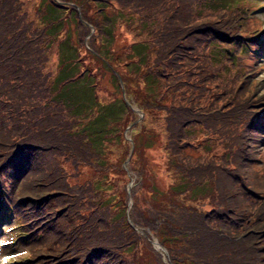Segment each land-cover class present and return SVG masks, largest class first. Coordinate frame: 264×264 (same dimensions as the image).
<instances>
[{
    "label": "rangeland",
    "instance_id": "1",
    "mask_svg": "<svg viewBox=\"0 0 264 264\" xmlns=\"http://www.w3.org/2000/svg\"><path fill=\"white\" fill-rule=\"evenodd\" d=\"M51 0H44V4H47ZM60 3H69L67 5V8L64 9V14L62 17H67L70 10L73 12L75 11V8L71 6V3L74 4L76 7L81 9L82 17L87 22L93 24L96 27V22L99 19L97 17L98 10L96 8V4L98 0H57ZM196 0H182V4L179 0H139L140 5L138 8L132 9L130 12L123 11L122 16L117 15V10H119V6L115 3L113 5H116V22L113 23L114 28V35L112 37V42L108 46V49L112 50L113 53H116L118 57L120 58V63L112 62L113 66H115L116 70L117 68L123 67L122 64L128 63L131 61V59H126L125 61V55L130 53V44L136 42L137 40L145 41L147 35L151 32L152 29H156L160 26V19H163L168 17L169 13L172 12V25L179 26L182 30V16L184 11L183 7L188 6L191 7L193 3H195ZM200 1H198V4ZM39 0H0V8H4L5 12V25L8 28V30L13 34L14 39L10 40V49H9V55L13 59H18V56L21 54V52L25 51L24 47L19 48L22 42L26 44L28 50L32 49L35 45H38L43 39L44 36H40L39 32H37L38 27V20L42 17L43 12L42 10L38 9ZM183 6V7H182ZM107 14L114 13V10L111 7L106 8ZM204 16L202 18H199L194 25H200L205 24L208 21L213 20V14L211 11H206L203 14ZM180 16V20L177 19V17ZM97 18V19H96ZM153 18L154 21L158 20L157 23L154 24H142V20L144 19H151ZM259 20L264 22V14L260 13L258 15ZM72 23L67 28L69 31H72V28L75 29V22H74V16L71 18ZM166 25V24H165ZM63 27V26H62ZM168 33L165 35V37L160 40L157 45L156 49L157 52L155 53V47L151 51L138 49L139 51H143V54H147L146 61L142 64V67L140 70L136 69L134 70V75H132V70L128 71V79H129V86L136 88L138 84L143 86L142 79L144 73L150 71L151 69H145L146 64L150 58L154 59L155 56H159V58H155L158 65L160 67H163L164 72L166 74L174 73L173 69L176 66L178 62H180V59L183 58L185 50L189 49L190 47H198L201 51L199 57H193V60L191 63L188 61L184 62V64H181L178 67L177 71H183L188 70L189 74L192 76L191 81L195 82L194 89H188L187 91L184 90V88L176 89V91H173L174 87H178V84L172 81L171 77H167L164 79V85L166 86V92L164 99L166 101H169L170 103L176 102L177 100H182L184 106L188 105L191 110L199 109L204 104L205 106L208 104V99H211V105L215 109H221L223 108V103L225 100H229V96L227 95V91L224 90V82H222V79L218 77L215 74L214 69L211 67V64L207 61V50L203 47V43L206 39H208V34L204 31L194 30L190 31L191 35L190 37L186 36V33H178L177 31H172V26L167 24ZM197 28H201L197 27ZM196 28V29H197ZM62 29V30H61ZM60 34H59V40H62L64 36L66 35V32L63 28H61ZM58 31V32H59ZM79 33L74 34V38L76 39L79 36H82L84 34L83 28L81 27ZM57 32V35H58ZM46 35V34H45ZM34 36H37L36 38ZM87 39V38H86ZM50 38L47 36L46 39H44L45 44L48 43ZM56 41V40H55ZM137 41V42H138ZM53 45V44H52ZM51 45V46H52ZM88 59L90 61L89 67L92 69H95L96 72V78H98V84L99 88L104 94H107V92L104 91L105 85L104 80L107 77V70H105L103 64H101L100 60H96L94 58H91L88 56ZM136 60V59H134ZM124 62V63H123ZM151 62V61H150ZM81 70V67L79 68ZM109 71H111V68L107 67ZM126 70V69H125ZM124 70V71H125ZM35 72V71H33ZM126 75H123V78ZM261 77H264V73L261 74ZM110 79L112 82H115L112 77L110 76ZM102 80V81H101ZM136 80V81H135ZM117 84V81H116ZM96 86V81L93 77H81L78 80H72L70 78V81H68L64 88H63V95L67 100V105L65 106V109H75L78 106H82L83 108L91 107L95 108L96 105L94 103V91L93 89ZM228 85H226V88ZM161 86L158 84L156 88V95L158 96L159 90ZM141 91L145 92V88L142 87ZM180 91H184L181 93ZM244 89H241L238 93L240 97H243L245 95ZM83 94L84 97L80 99H74L73 96L75 94ZM174 93H177V95H174ZM111 97H120L119 89L116 88V93H112ZM105 99V98H103ZM141 107L144 106V102L138 97ZM189 102V103H188ZM1 107V106H0ZM9 108L3 107L0 110V119L3 121H6L7 125L14 129V132L16 133V137L18 138V141L16 142L15 151H21L25 152L28 149H36V154L34 156V170L37 171H44V173L47 176H50L51 170H52V163L50 161L49 153L47 147L39 144L38 141L34 140L32 129L33 125L31 124L27 129H20L16 128V123L14 120L10 119ZM46 120V118H45ZM102 121H105V123L110 124L111 121H109L106 118H103ZM147 127L150 130H156L157 127H159V122H155L152 120L151 122L147 123ZM42 130H46L48 127L40 126ZM63 128V127H61ZM8 136V135H6ZM4 136V137H6ZM3 137V140L8 141L6 138ZM119 141V138L116 139V142ZM213 146V143L211 144ZM59 148V146H57ZM155 146H153V149ZM18 150V151H17ZM250 151L249 149H245V151ZM258 151L260 152L262 158L264 159V144L260 145ZM158 154L156 152H151V157H155ZM206 155V153H205ZM207 156V155H206ZM251 157V155H249ZM264 167V166H263ZM82 168H86L85 165H82ZM240 173L242 174V177L246 181V183L253 188L256 191H261L264 189V181L262 180V177L259 176H253L252 175V167L249 166V164H244V168H239ZM113 179V185L104 187L101 186L100 190L104 191L107 194H114L118 195V191H116V176H111ZM78 181L84 180L83 174H80L76 178ZM127 178H124L122 182L118 184V190L124 189V184L127 182ZM169 182V181H168ZM39 185V184H38ZM38 185L36 187H38ZM29 188L26 187V191L31 193L36 192L37 188ZM113 190H115L114 193H111ZM77 194L78 197L84 196L82 191H73V194ZM235 194V191H233ZM60 196V195H59ZM69 195H63L62 199L68 200ZM210 196V195H209ZM208 196V197H209ZM207 197V198H208ZM240 202V207L242 209V214H245V216L242 218L241 223L244 225L247 221L252 222L254 221V224L246 228L244 225L242 228V233L247 234L248 236H251V232L256 231L259 232L262 229H264V208L256 215H251L253 213L252 210H250L242 201L239 199L237 200ZM64 209V211H68V215H70V221L72 222V225L74 226V229L71 231V233L75 232L77 228H79L80 224V217L77 216L76 213H73V209H76V207H69V209ZM101 209L103 211V214L108 212L109 207L104 208V205L101 206ZM80 210V214H84V210ZM72 214V215H71ZM102 215H96L91 218V221L93 223H96L99 219L103 218ZM111 213L108 214L110 216ZM115 219H112L108 221L105 225L106 228H109L113 232V238H115V251L116 253H121L125 251L127 254V257L129 256L128 251L126 250V247L128 246V237L127 234H125L122 241L116 245V223H114ZM104 227V228H105ZM125 232V231H122ZM245 239V236L244 238ZM251 242H255L257 247V256L256 260H253V255L250 254V249L248 248V244ZM87 243H85L86 245ZM246 246V251L248 252L247 256L249 257V261L247 264H264V234H256L253 236V238L248 241L247 243H244ZM253 246V247H254ZM112 252V251H111ZM113 253V252H112ZM114 254V253H113ZM250 254V255H249ZM112 254L109 252L103 253L102 258L104 260L111 259L110 257ZM115 257V256H114ZM115 264L117 263V260H115ZM147 264V263H144Z\"/></svg>",
    "mask_w": 264,
    "mask_h": 264
},
{
    "label": "trees",
    "instance_id": "2",
    "mask_svg": "<svg viewBox=\"0 0 264 264\" xmlns=\"http://www.w3.org/2000/svg\"><path fill=\"white\" fill-rule=\"evenodd\" d=\"M38 9L42 10L43 15L42 17L38 20V27H37V32H39L40 36H46L48 34V37L50 38V40L48 41V43H46L45 45H50L51 43H56L57 45L60 46H64L66 45L67 51H72V53H75V51L77 50V45L78 42L80 41V38H78V42L74 41L73 39V35L71 31H68L67 35L64 36V38L62 40H59L58 35H59V30L60 28H62L63 22L64 20H58L59 15L61 13V10L58 8V6H56L52 1L48 2L47 4H44V0H42L39 4H38ZM62 8V7H61ZM64 8V7H63ZM4 8H0V18L1 19H5V12L3 10ZM225 16V15H223ZM71 18H73V11L70 10L66 19L67 21L70 20ZM57 20V21H56ZM53 21H56V24H54ZM227 18L226 20H224L221 24L224 25L227 22ZM78 30H80V28H77L76 24H75V29H73V32H78ZM96 36L99 39V44L98 45H93L92 47L93 49L98 52L104 59V61H102L103 66H105L107 68V64L109 63L110 65L113 66L112 62H117L120 63V58L116 56V53H113L112 51H110L108 49V46L111 42L110 38L107 36V34L102 30V25L96 26ZM58 32V35H57ZM46 34V35H45ZM212 34L216 37L219 33L218 31H212ZM70 35V36H69ZM35 38L37 36H34ZM56 40V41H55ZM157 40H159L158 37H156L155 39L153 38V41L148 42L146 44H141L144 46V48H148V46H150L152 43L156 42ZM80 43V42H79ZM135 46H132L131 49H133ZM65 47V46H64ZM64 47H60V50H63ZM137 48H141V46H137ZM142 52L136 54L139 55ZM201 51L199 50L198 47H190L189 49L185 50L184 55L182 59H180V62H178L176 64V66L174 67L173 71L174 73H171V76H175L178 70V67L181 64H184V62L188 61L189 63H191V61L193 60V57H199ZM65 55L66 54H62L61 57L65 59ZM130 56L129 54H126L125 57ZM133 56V55H132ZM77 55H73V54H69V61H67V64H70L73 62V64L75 66L79 65V62L77 61ZM76 59V60H75ZM77 68H73L72 70V77H75V75L77 74ZM173 82H175L174 79H172ZM176 84H178V82H175ZM117 89H119V94H120V88L116 87ZM126 94L129 100L133 101L136 103V105L138 106H142L139 99H137L139 97L140 91L138 90V88H134L131 86H126ZM179 89V84L178 87H174L173 91H176V89ZM165 89V87H164ZM147 93V92H146ZM162 95L165 96V91L162 92ZM174 95H177V93H174ZM141 100L143 102L147 103V99L145 96H141L140 97ZM151 98H155V102L154 103H158L159 102V96H157V98L155 97V95H153ZM134 103V104H135ZM109 112H110V118L109 121L114 122L116 121V124L121 125L122 126L127 123L128 121H130L131 119L135 118V115L128 109V107L122 102V100L118 99L111 107L108 108ZM105 116V112L103 111L98 119H103ZM103 126H107L108 127V123H105V121L102 122ZM120 128V129H121ZM117 129V130H120ZM176 143V140H175ZM134 152L133 155L135 158L141 159V160H145L147 161L148 158L145 154V149H144V144L143 143H137V141H134ZM126 151H128V145L125 141H123L120 144V148L118 150H116V154L118 155V157L120 159H122L124 157V155H126ZM104 153H109L112 154V149L111 148H106L104 150ZM116 157V155H115ZM117 162V159H116ZM192 176L195 177L194 173L191 174ZM231 194L229 193H225V197L229 196Z\"/></svg>",
    "mask_w": 264,
    "mask_h": 264
}]
</instances>
